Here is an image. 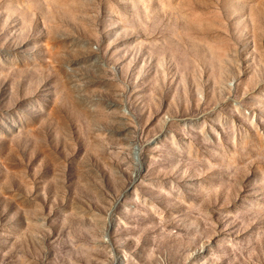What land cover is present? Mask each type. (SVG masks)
Wrapping results in <instances>:
<instances>
[{
    "label": "rangeland",
    "instance_id": "rangeland-1",
    "mask_svg": "<svg viewBox=\"0 0 264 264\" xmlns=\"http://www.w3.org/2000/svg\"><path fill=\"white\" fill-rule=\"evenodd\" d=\"M0 264H264V0H0Z\"/></svg>",
    "mask_w": 264,
    "mask_h": 264
}]
</instances>
